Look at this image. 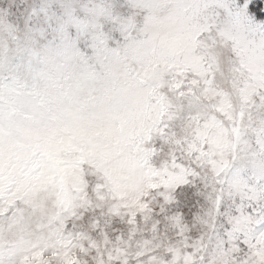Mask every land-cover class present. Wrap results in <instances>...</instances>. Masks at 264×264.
I'll use <instances>...</instances> for the list:
<instances>
[{
    "label": "rangeland",
    "instance_id": "obj_1",
    "mask_svg": "<svg viewBox=\"0 0 264 264\" xmlns=\"http://www.w3.org/2000/svg\"><path fill=\"white\" fill-rule=\"evenodd\" d=\"M245 3L264 23V0H0V264H264V33L220 31ZM37 136L53 190L10 209Z\"/></svg>",
    "mask_w": 264,
    "mask_h": 264
},
{
    "label": "snow or ice",
    "instance_id": "obj_2",
    "mask_svg": "<svg viewBox=\"0 0 264 264\" xmlns=\"http://www.w3.org/2000/svg\"><path fill=\"white\" fill-rule=\"evenodd\" d=\"M247 3L237 5V11L229 12L224 21V27L221 32L237 33L240 28L250 32L264 33V23L258 24L247 11ZM147 7L145 8V14ZM38 42H43V38H37ZM59 158L55 145L51 140L44 136H37L28 145L23 153V165L21 172L26 173V179L20 183L14 184L9 191L18 192L19 201L14 202L8 207H16L17 203H38L42 193H50L53 190L54 174L57 168V159ZM87 178V177H85ZM88 189L86 188L85 191ZM56 207L64 214L61 219V227L68 229L69 221L77 215L79 209L84 207V202L79 196H73L65 203L58 202ZM82 218V216L80 217ZM19 264H79L75 256L70 255L67 251H53L50 256H45L43 251L29 253L27 249L18 252ZM118 257L108 256L105 259L100 254L98 264H115ZM126 264V261L124 262Z\"/></svg>",
    "mask_w": 264,
    "mask_h": 264
}]
</instances>
